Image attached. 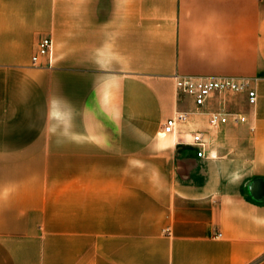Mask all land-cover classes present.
Masks as SVG:
<instances>
[{"label":"crops","instance_id":"0c3cea01","mask_svg":"<svg viewBox=\"0 0 264 264\" xmlns=\"http://www.w3.org/2000/svg\"><path fill=\"white\" fill-rule=\"evenodd\" d=\"M0 264H264V0H0Z\"/></svg>","mask_w":264,"mask_h":264},{"label":"built area","instance_id":"2783aa9c","mask_svg":"<svg viewBox=\"0 0 264 264\" xmlns=\"http://www.w3.org/2000/svg\"><path fill=\"white\" fill-rule=\"evenodd\" d=\"M53 49V39L50 36L42 37L38 42L37 51L32 56L33 63H38L42 57L48 56L49 64H52L51 54ZM175 83L179 94L190 96L197 108L204 106L209 97L215 92L226 91H246L248 94V101L255 104L257 101L256 91L251 88L249 79H236L233 77H212V76H192L180 75L174 76ZM233 118L234 121H245L246 117L240 113H230L222 110H214L210 112V124L219 125L226 123ZM187 119L186 111H179L176 115L169 117L162 130L163 134L175 133L179 123L185 122ZM194 145L201 147L198 149L199 156L204 155L205 139L200 131H195L192 134V141Z\"/></svg>","mask_w":264,"mask_h":264}]
</instances>
